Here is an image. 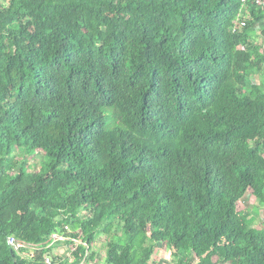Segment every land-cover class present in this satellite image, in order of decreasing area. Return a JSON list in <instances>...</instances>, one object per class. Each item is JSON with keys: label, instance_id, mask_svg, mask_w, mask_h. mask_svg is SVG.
Masks as SVG:
<instances>
[{"label": "trees", "instance_id": "trees-1", "mask_svg": "<svg viewBox=\"0 0 264 264\" xmlns=\"http://www.w3.org/2000/svg\"><path fill=\"white\" fill-rule=\"evenodd\" d=\"M256 29L255 0H7L0 264H96L103 236L102 264L158 245L171 264H264V219L237 211L249 191L264 207ZM53 235L81 244L58 257Z\"/></svg>", "mask_w": 264, "mask_h": 264}, {"label": "rangeland", "instance_id": "rangeland-1", "mask_svg": "<svg viewBox=\"0 0 264 264\" xmlns=\"http://www.w3.org/2000/svg\"><path fill=\"white\" fill-rule=\"evenodd\" d=\"M7 0H0V8L5 6ZM256 37L258 36V41L259 44L263 43L264 44V37H261L260 30L256 29L254 32ZM260 36V37H259ZM264 56V46L260 52ZM264 79V73L263 75H258L254 77L253 83L258 84ZM42 158V153L40 151L37 152V155L28 158V161L26 163V166L28 169V172H35L39 169L40 165V160ZM77 185V182L70 179L66 180L64 182V187L68 193L73 192L75 187ZM237 211H246L248 214H250V217H253L255 219V225H258L260 220L264 219V207H258V204L255 200V198L251 195V192L249 191L247 193V196L245 197L244 201H239L237 203ZM84 214V213H83ZM107 242V237H99L98 241L96 243V259L95 263L96 264H102L103 263V258H104V253H105V244ZM57 251H59L57 249ZM63 256H65L64 252H62ZM172 256H171V251L166 249L165 246L158 245L155 248V252L152 255V259L149 262V264H171L172 262Z\"/></svg>", "mask_w": 264, "mask_h": 264}, {"label": "built area", "instance_id": "built-area-1", "mask_svg": "<svg viewBox=\"0 0 264 264\" xmlns=\"http://www.w3.org/2000/svg\"><path fill=\"white\" fill-rule=\"evenodd\" d=\"M247 0H241L242 3H244ZM256 5L260 6V7H264V1L263 0H255ZM242 18L241 13L238 16V18L235 20L234 22V26L232 28V32L238 31L240 29V27L242 26L241 23H239V19ZM52 243L55 244L58 241L59 242H65L67 240H69V243L67 244V246H65V250L64 251H55L57 253L58 257H63L62 252H64L65 256L67 258L70 257V254L72 253V251H74L77 247V245L81 244L80 241H76V240H70L68 238H65L63 236H59V235H53L52 236ZM7 244L12 247L15 251L20 252L23 249L27 248V245L17 241L16 239H14L13 237H8L7 238ZM53 258L51 255L49 256H45L44 257V264H51L53 261Z\"/></svg>", "mask_w": 264, "mask_h": 264}, {"label": "crops", "instance_id": "crops-1", "mask_svg": "<svg viewBox=\"0 0 264 264\" xmlns=\"http://www.w3.org/2000/svg\"><path fill=\"white\" fill-rule=\"evenodd\" d=\"M65 246H67V243H60V245H59V247H58V250H59V248H63V247H65ZM61 251V250H60ZM63 251V250H62Z\"/></svg>", "mask_w": 264, "mask_h": 264}]
</instances>
